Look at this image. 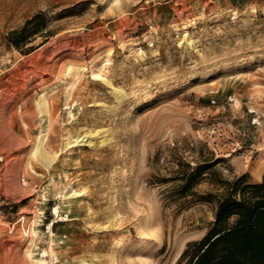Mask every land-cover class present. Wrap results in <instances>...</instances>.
I'll use <instances>...</instances> for the list:
<instances>
[{
	"label": "rangeland",
	"instance_id": "rangeland-1",
	"mask_svg": "<svg viewBox=\"0 0 264 264\" xmlns=\"http://www.w3.org/2000/svg\"><path fill=\"white\" fill-rule=\"evenodd\" d=\"M262 146L264 0H0V264H190L212 209L167 202L176 159L254 182Z\"/></svg>",
	"mask_w": 264,
	"mask_h": 264
},
{
	"label": "trees",
	"instance_id": "trees-1",
	"mask_svg": "<svg viewBox=\"0 0 264 264\" xmlns=\"http://www.w3.org/2000/svg\"><path fill=\"white\" fill-rule=\"evenodd\" d=\"M45 20L43 12L34 14L8 33V42L20 48L41 32ZM217 161L208 157L192 165L177 158L171 171L179 182L164 190L167 202L181 207L190 197L212 209L213 219L204 235L187 243L183 253L189 255L190 264H264V175L254 182H246L244 175L223 179L214 169ZM205 179L215 191L196 190Z\"/></svg>",
	"mask_w": 264,
	"mask_h": 264
},
{
	"label": "bare ground",
	"instance_id": "bare-ground-1",
	"mask_svg": "<svg viewBox=\"0 0 264 264\" xmlns=\"http://www.w3.org/2000/svg\"><path fill=\"white\" fill-rule=\"evenodd\" d=\"M90 73L94 76V77H99L100 74L96 73L95 71L91 70ZM105 83L107 85H109V82L108 81H105ZM115 92V91H114ZM121 96V95H119ZM121 98V97H120ZM42 103V102H41ZM46 106V105H45ZM44 110L46 111V108H44ZM94 130V129H93ZM98 131V130H97ZM95 134V133H93ZM90 137V132H85V133H77V134H74L72 136H70L71 140L69 142H67L66 140V143L64 144V146H66L67 144H69L70 142H72L71 146L73 145H78V144H81V143H86L87 145L90 144V140L89 139ZM15 138V137H14ZM44 139V138H43ZM42 141H39V143H37L34 147V152H36L35 154H37L38 158L39 156L41 158H43L44 160H46L47 162L48 161H51L52 159V156L53 155H49L48 152H46L44 150V147L42 146ZM33 150V149H32ZM257 155L253 158V157H248L246 160L242 161L239 160V165L243 168H246L247 170H250L252 173H254L255 175L258 174V172L262 169H264V146H262L261 148H257ZM242 157V156H241ZM42 160V159H41ZM17 178V177H16ZM23 180V179H22ZM77 191V190H76ZM79 192V191H78ZM80 193V192H79ZM53 212L56 214L57 216V219H54L52 220V222H50L49 224V229H51V226L54 225L55 222H58L59 220L61 219H66L65 217H63L60 213H59V208L57 206H54L53 207ZM89 213V212H88ZM61 216V217H60ZM24 218V216H23ZM26 218V217H25ZM34 220V219H33ZM111 220V219H110ZM109 220V221H110ZM34 223V222H33ZM107 224V223H106ZM108 225V224H107ZM105 225L103 226L104 228H107L109 229V227L112 228V226L114 225L113 221H112V224L110 223L108 226ZM116 226V225H115ZM115 228V227H114ZM98 230V228H97ZM32 245V244H31ZM118 245V244H117ZM121 246V245H120ZM34 247V246H33ZM117 249V248H116ZM125 249V248H124ZM118 251V250H117ZM46 250H42V253L41 255H47L46 254ZM34 256V255H33ZM114 257V256H113ZM33 261H34V264H41L43 259L40 258H33ZM114 261V260H113ZM88 264H96L97 263V260H89L87 261ZM108 264V263H107Z\"/></svg>",
	"mask_w": 264,
	"mask_h": 264
}]
</instances>
